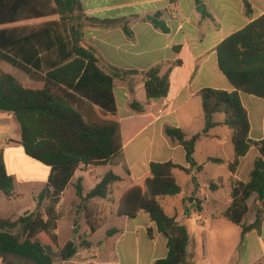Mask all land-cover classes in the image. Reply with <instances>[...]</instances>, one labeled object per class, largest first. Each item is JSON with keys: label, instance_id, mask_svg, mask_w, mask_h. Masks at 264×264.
I'll return each mask as SVG.
<instances>
[{"label": "trees", "instance_id": "obj_1", "mask_svg": "<svg viewBox=\"0 0 264 264\" xmlns=\"http://www.w3.org/2000/svg\"><path fill=\"white\" fill-rule=\"evenodd\" d=\"M196 2L199 4L200 0ZM243 2L246 14L251 15L249 0ZM81 12V0H0V27L59 17L58 21L45 22L37 29H0V61L11 64L31 80L43 84L41 88H32L16 76L0 70V111L15 114L21 126V144L25 154L50 167L52 172L38 197L35 212L17 220L0 217V259L5 264H12L9 257L27 264H56L47 248L52 251L59 249L56 233L60 221L58 206L75 172L81 165L106 166L123 150L121 125L112 118L117 115L114 80H126V77L133 80L142 76L149 102L161 99L171 102L192 77V57L182 45L174 47L179 58L163 76L162 65L147 72L111 69L110 74H105L98 66L97 51L85 44L78 18ZM157 15L151 23L156 29L169 33L159 20L161 13ZM123 29L128 37L133 36L127 25ZM216 52L219 69L234 90L206 88L199 92L206 120L203 132L188 138L180 128H165L166 135L185 149L191 169L173 162H153L150 164L151 177L145 186L131 187L119 203V217L136 219L141 212L146 213L158 232L167 239L168 254L155 264H188V229L176 217L167 214L163 201L175 198L183 191L175 171L192 175L197 186V176L193 171L199 173L202 170L194 158L198 141L218 126L229 127L233 132L235 149V161L229 165L233 175L251 149V124L241 93L264 99V15L225 39ZM82 103L97 106L102 116L109 119L86 115ZM131 108L138 113L144 111L136 101ZM218 114L225 115L223 123L215 122ZM259 152L250 181L233 180L232 203L223 214L228 222L242 229V240L262 223L264 139ZM211 161L223 163L221 159ZM122 181L120 176L109 172L86 196L83 181L78 180L75 184L81 202L79 213H85L89 228L88 235L78 244L68 242L59 249L64 261L75 258L80 249L92 247L89 238L101 229L106 220H98L89 204L95 199H108L112 188ZM15 183V178L7 172L4 154L0 150V192L9 200L15 197ZM218 187L210 184L213 191ZM254 194L258 196L256 219L246 225L243 221L249 213L248 202ZM116 233L117 230H111L107 235L112 237Z\"/></svg>", "mask_w": 264, "mask_h": 264}, {"label": "crops", "instance_id": "obj_2", "mask_svg": "<svg viewBox=\"0 0 264 264\" xmlns=\"http://www.w3.org/2000/svg\"><path fill=\"white\" fill-rule=\"evenodd\" d=\"M217 1L219 0H200L198 4L196 0H81L82 12L78 14V18L82 25L85 44L97 51L100 59L98 66L105 74H110L111 69L122 72H147L155 66L162 65L161 75L163 76L178 60L179 56L175 53L174 47L180 45L185 46L190 53L193 68L191 79L181 87L171 102L164 99L149 102L142 76L134 77L133 80L130 79L131 77H126V80L119 78L114 80L117 115L112 118L121 125L123 150L113 157L106 166L81 165L75 172L58 206L60 221L56 233L59 249L65 246L61 245L60 227L62 218L66 215L60 212V209L64 203L66 193L70 189L74 190V199L71 206L76 215L82 214L84 216L85 237L88 235L89 225L85 213H79L81 202L75 189L78 180L83 181L82 186L86 196L109 172H113L123 179L122 182L112 188V194L108 199H95L89 204L98 220H106L98 232L103 231L110 224L111 227L109 230L108 228L105 230L103 240L93 241L98 232L90 237L89 241L92 243V247L90 249H80L78 255L69 261H64L60 257L59 249L52 251L47 248L48 252L54 256L56 264H155L156 261L167 256V239L158 232L156 225L151 221L148 214L141 212L136 219H128L119 217L117 211L120 200L127 190L135 185L145 186L146 180L151 177V163L173 162L191 169L186 161L185 149L166 135L165 128H180L188 138L203 132L206 120L205 115L203 117L198 116L199 109L201 108L203 111L199 92L206 88L229 92L234 90L219 69L216 50L225 39L264 15V0H249L252 6L251 15L246 14L243 0H220L233 3L235 7V11L230 15L227 25L221 22V17L215 8ZM201 5L206 7L204 15L197 11ZM158 13H161L159 20L166 25L169 33L156 29L151 23L157 18ZM149 18H153V20L149 21ZM29 22L32 23L33 21ZM125 25L133 33L131 38L127 36L123 29ZM241 99L248 112L251 124L249 136L251 149L248 155L241 160L237 173L233 175L229 170V165L235 161V149L233 132L229 127L225 125L218 126L198 141L194 154L195 160L199 146H215L221 151H230L226 155L224 153H208L203 161L198 162L196 160L197 164L202 167L200 174H207L209 166L214 164L211 161L212 159L223 160V163L218 164L219 169L222 171L216 175V180L205 179L206 183L200 182L197 178V186L193 183V187L189 186L187 193L177 175L178 172H184H174L183 191L175 198L165 199L163 206L167 212L166 205L169 204L170 208L175 210L176 215L167 214L176 217L181 223L180 217L189 219L191 215L201 216L205 220L210 217L214 220L225 218L223 214L232 203L233 180L243 183L250 181L255 161L260 157V144L264 139V99L244 93H241ZM134 101L143 107V113L132 110L131 104ZM82 108L86 115H88L87 111L91 109H96L102 115L97 106L82 103ZM196 117H200L199 120H195ZM131 118L141 121L138 127L131 128L123 125V123H128L127 121ZM170 120L173 123H170ZM224 120V114L215 116V122L217 123H223ZM193 124L200 131H189L187 129V126ZM21 143L22 131L18 126L15 114L0 111V150L4 154L7 172L16 181L15 197L22 196L21 193H17V185H28L30 189L36 185H41V193L52 173L50 167L41 163L43 166H38L31 162V160H35L25 154ZM131 150H135L137 154L138 152L143 153L132 157L129 155ZM166 152H170V155H164ZM178 152L180 161H177ZM124 153L126 159L115 160ZM148 153L149 155H147ZM113 161L115 162L113 163ZM137 167H143V172L139 173ZM100 168L109 171L97 176L96 172ZM193 173H195V170ZM188 176L192 179V175ZM212 183L219 186L217 190H211L210 184ZM89 184L91 186L87 187ZM224 189H227L229 199L226 209L222 212L218 210L222 205L219 195ZM39 195H34L33 208L35 210ZM257 199L256 194L250 198L248 202L249 213L251 211L250 203L253 202L254 205ZM211 210H215V212ZM260 210L263 217L264 204L260 206ZM113 222L115 223L113 224ZM202 223L199 221V225H204ZM81 224L82 221L79 224L75 223L73 230L80 227ZM243 224H245V219ZM111 230H117V233L109 237L107 233ZM140 234H147L149 238L144 244L139 241ZM68 242H74V240L69 239ZM78 242L80 240L75 241L76 244ZM262 245L261 248L264 252V243ZM248 246L249 244L244 242L240 243L236 249L244 248L245 250ZM144 250L146 253L143 256ZM221 250V246L217 247L214 244L213 247H210L203 243V247H200L199 256L188 260V264H219V261L225 258H221L225 255V253L222 254L223 251ZM257 256V254H254L247 263L242 262L241 264H264V254L261 257ZM2 261L0 259V264H2Z\"/></svg>", "mask_w": 264, "mask_h": 264}, {"label": "rangeland", "instance_id": "obj_3", "mask_svg": "<svg viewBox=\"0 0 264 264\" xmlns=\"http://www.w3.org/2000/svg\"><path fill=\"white\" fill-rule=\"evenodd\" d=\"M215 8L217 9V12L219 16L221 17V22L224 23V25H227L229 23V17L232 13L235 11V7L233 3L230 2H224V1H217L215 3ZM53 20H59V17H52L48 19H42L41 21H33L31 22H23L16 24V27L18 28H28V29H37L40 28L45 22H50ZM15 27V25H14ZM13 26H5V27H0V29L3 28H14ZM0 70L1 71H6L7 73H10L19 79L20 82H22L24 85H27L32 88H41L43 84L38 83L34 80H31L25 73L17 69L16 67L14 68L11 64H8L5 61H0ZM87 114L90 117H98L100 119H109V117H104L100 115L96 109H91L87 111ZM200 117H203V111L200 108L199 109V115ZM224 117L223 115H221ZM200 117H196L195 120H199ZM220 117V116H218ZM18 122V121H17ZM128 123H123L125 126H130L131 128H136L139 126V123L141 122L138 119L131 118L127 121ZM170 123H173L172 120H170ZM18 126L20 127V124L18 122ZM187 129L189 131H200L197 126L194 124L192 126H187ZM230 150H223L221 151L219 148L215 146H199L197 150V155H196V160L198 162L203 161V158L205 157L206 154L208 153H224L225 155L229 153ZM132 157L136 155H141L143 152H137L135 150H131L129 152ZM151 153V152H149ZM149 153L147 155H149ZM164 155L169 156L170 152H166ZM178 158L177 161L179 160V152L177 153ZM183 158V155H182ZM120 159H126L125 153L124 155H119L115 160H120ZM30 160V159H29ZM38 166H43L40 163H37L36 161H32ZM115 161H113L114 163ZM25 164V163H23ZM139 173L143 172L144 168L143 167H137L136 168ZM27 171V170H25ZM109 170H105L104 168L98 169L96 172L97 176L102 175L103 173L108 172ZM207 174L203 173H197L195 172L197 178H199L200 182H205V179H217V176L219 173H221V169H219L218 164H212L209 166L207 169ZM41 174L40 172H36ZM179 181L184 188L185 192L187 193L189 191V186L192 188L193 187V182L190 176L178 172L177 173ZM223 175V174H221ZM241 178H243L241 176ZM91 185L89 184L87 187H90ZM41 185H36L32 187L31 189L29 188L28 185L26 186H19L17 185V193H21V197H15L11 200L7 199L2 192H0V217L2 218H13L14 220H17L18 218L24 216L27 213H33L35 211L34 206V195H39ZM227 187V186H225ZM35 193V194H34ZM220 198H221V206L218 208L219 211H224L227 206V202L229 199V193L227 189H224L220 193ZM74 199V190L70 189L67 191L64 203L61 207L62 213H65L66 215L62 218V223L60 227V237H61V245L64 246L66 245L67 241L69 239H72L75 241H79L80 238H84L86 235L85 228H84V216L81 215H76L75 210L71 206L72 201ZM251 205V211L250 213L245 217V224H250L252 221H255L256 219V207L255 204L253 205V202L250 203ZM167 207V213L169 215L175 216V210L171 209L169 204L166 205ZM212 212L215 210H211ZM182 223L187 227L189 235L191 236L190 238V245L188 248V260L193 259L195 257L199 256L200 253V247H203V243L209 245L210 247H213L214 244L218 247L221 246L222 254L225 253L224 256L221 258L225 257L224 259L219 261V264H241L242 262L247 263L252 255L257 254V257H261L264 252L262 251L264 243V216L262 217V223L260 224V227L247 234L244 239L242 240V229L233 225L232 223L228 222L225 218L223 219H212L211 217L206 219H203L201 216L198 215H191L188 218L185 217H180ZM82 221V224L80 227L77 228V230H73V225L75 223L79 224ZM199 221L203 222L202 224L204 225H199ZM115 222H113L114 224ZM206 224V226H205ZM111 224L108 225L103 231L98 232L94 238L93 241H100L104 239V232L108 228L110 229ZM18 232V231H15ZM148 236L147 234H140L139 236V241L144 244L145 242L148 241ZM248 243L249 246L247 249L244 250V248H241L240 250H237L236 248L239 246L241 243ZM221 244V245H219ZM226 244V245H225ZM262 245V248H261ZM226 246V247H225ZM214 250V249H213ZM146 251L144 250L145 255ZM228 255L226 256V254ZM8 261L11 262L12 264H27L24 261H21L17 258L9 257ZM2 264H5L2 261Z\"/></svg>", "mask_w": 264, "mask_h": 264}, {"label": "water", "instance_id": "obj_4", "mask_svg": "<svg viewBox=\"0 0 264 264\" xmlns=\"http://www.w3.org/2000/svg\"><path fill=\"white\" fill-rule=\"evenodd\" d=\"M201 15H204L206 13V7L204 5H201L197 10ZM153 18H149V21H152Z\"/></svg>", "mask_w": 264, "mask_h": 264}]
</instances>
